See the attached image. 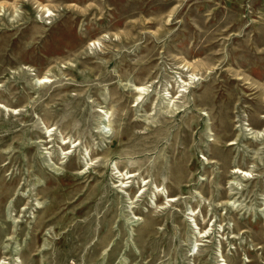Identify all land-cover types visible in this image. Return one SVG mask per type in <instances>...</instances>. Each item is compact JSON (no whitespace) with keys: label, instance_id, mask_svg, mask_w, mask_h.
<instances>
[{"label":"rangeland","instance_id":"rangeland-1","mask_svg":"<svg viewBox=\"0 0 264 264\" xmlns=\"http://www.w3.org/2000/svg\"><path fill=\"white\" fill-rule=\"evenodd\" d=\"M0 103V264H264V0H0Z\"/></svg>","mask_w":264,"mask_h":264},{"label":"bare ground","instance_id":"bare-ground-1","mask_svg":"<svg viewBox=\"0 0 264 264\" xmlns=\"http://www.w3.org/2000/svg\"><path fill=\"white\" fill-rule=\"evenodd\" d=\"M42 81H47V80H46V78H44ZM136 90H138V91H140V92L143 93L144 88H143L142 86H138V87L136 88ZM0 107L4 108L5 106H4L2 103H0ZM50 130H51V129H49L48 131H50ZM237 172H241V170L238 169ZM123 175H124V174H123ZM134 176H135L134 173H130V174H128V177H127V178L134 177ZM169 200L173 201V200H175V198L170 197ZM202 236H204V235H202Z\"/></svg>","mask_w":264,"mask_h":264}]
</instances>
